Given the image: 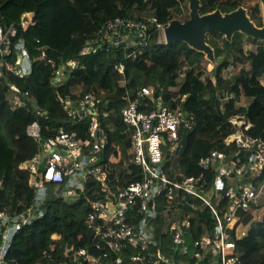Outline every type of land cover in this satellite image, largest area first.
<instances>
[{"label":"trees","instance_id":"trees-1","mask_svg":"<svg viewBox=\"0 0 264 264\" xmlns=\"http://www.w3.org/2000/svg\"><path fill=\"white\" fill-rule=\"evenodd\" d=\"M199 2L200 14L216 9L225 13L244 7L250 20L257 26L263 24L260 0ZM189 3L190 0H0L1 23H14L16 27V34L10 37V51L1 59L13 66L15 44L23 40L32 64L30 74L25 77L2 67L0 210L13 215L23 211L32 201L29 173L19 168L40 148L26 133L27 125L36 118L32 99L47 111L41 125L44 135L55 133L46 127L48 124L75 130L85 138L89 120L73 122L59 96L78 99L89 93L96 95L100 125L108 138L103 165L113 186L127 183L138 169L132 164L130 154L133 129L119 113L127 88L147 86L155 99L160 98L172 106L182 105L194 117L191 128H180L176 148L166 154L164 172L169 178L178 180L204 174L211 181L214 171L203 169L199 162L212 150L229 155L235 166L248 161L251 150L235 141L226 143L225 139L234 132L229 119L235 114H243L252 123L247 131L249 135L264 139V40L221 36L222 45L211 42L217 64L211 73L207 72L200 62L192 60L202 52L184 41H158V24L168 25L173 19L187 20ZM24 13L32 14V23L25 29L21 26ZM116 16L142 22L146 44L136 46L125 42L114 47L100 40L88 53L81 54L98 38L103 23ZM212 35L221 34L213 32ZM252 41L257 43L253 45ZM98 44H101L99 48ZM42 53L44 57L40 58ZM74 58L80 65L71 69L64 81L54 82V66ZM121 65L123 70L119 71ZM230 66L234 72L225 75ZM224 92L233 96L224 99ZM242 96L248 99L246 104H240ZM16 97L22 99L21 105L13 103ZM146 102L151 103L148 99ZM250 180L263 183L264 166L244 178V182ZM95 189H99L98 183L88 178L87 195L97 197ZM43 208L44 215L15 236L7 254L10 264H70L73 259L66 253L67 247L90 246L92 235L85 224L89 206L82 199L67 203L61 198H52ZM263 208L260 201L249 211H240L243 222L248 225L246 234L235 240L241 264H264V215L256 216ZM211 222L209 215H194L187 241L190 243L209 235ZM194 250L191 246V251ZM177 257L194 261L189 254Z\"/></svg>","mask_w":264,"mask_h":264},{"label":"built area","instance_id":"built-area-1","mask_svg":"<svg viewBox=\"0 0 264 264\" xmlns=\"http://www.w3.org/2000/svg\"><path fill=\"white\" fill-rule=\"evenodd\" d=\"M31 23L32 14L24 13L21 26L25 29ZM166 26L158 24L163 32ZM15 34L14 23L2 24L0 20V78L3 66L19 77L27 76L32 70L23 40L15 44L13 66L1 59L9 53L10 37ZM100 40L107 46L116 47L126 41L142 46L146 44L145 26L121 16L109 18L103 23L98 38L81 54L88 53ZM43 57L44 53L40 58ZM79 65V60L74 58L54 66L53 81H64L71 69ZM122 70L121 65L119 71ZM232 96L224 92L223 98ZM122 99L119 113L133 129L130 154L132 164L138 169L127 183L114 186L103 165L108 138L100 125L96 95L89 93L78 99L59 96L73 122L89 120L85 138L75 130L48 124L46 127L55 133L44 135L41 125L47 111L31 100L36 118L27 125L26 133L40 148L19 168L29 173L32 201L13 215L0 210V264H10L7 254L15 236L44 215L43 204L52 198H61L67 203L82 199L89 206L85 224L92 235L91 244L67 247L66 253L73 259L70 264H241L235 240L246 234L248 225L243 222L240 211H249L260 203L264 185L251 180L244 182V178L263 168L264 139L249 135L247 131L252 123L243 114H235L229 119L234 132L225 142L235 141L251 150L248 161L235 166L229 155L212 150L199 162L203 169L214 171L211 181L204 174L174 180L164 172L166 154L176 148L180 128L192 127L193 115L182 105L172 106L155 99L147 86L127 88ZM13 103L21 105L23 101L16 97ZM88 178L99 185L94 190L95 198L86 193ZM194 215L211 217V233L189 243L186 237ZM191 246L195 248L193 252ZM185 254L194 261L177 257Z\"/></svg>","mask_w":264,"mask_h":264},{"label":"water","instance_id":"water-1","mask_svg":"<svg viewBox=\"0 0 264 264\" xmlns=\"http://www.w3.org/2000/svg\"><path fill=\"white\" fill-rule=\"evenodd\" d=\"M199 6V0H190L189 18L184 22L173 19L168 23L164 29L166 43L184 41L196 50L213 56V49L206 42V35L209 33L218 32L230 39L234 32L242 31L247 36L264 40V21L262 26H257L250 20L244 7L225 13L216 9L213 12L200 14Z\"/></svg>","mask_w":264,"mask_h":264},{"label":"rangeland","instance_id":"rangeland-1","mask_svg":"<svg viewBox=\"0 0 264 264\" xmlns=\"http://www.w3.org/2000/svg\"><path fill=\"white\" fill-rule=\"evenodd\" d=\"M261 3V8H262V17H263V21H264V1H260ZM247 11V10H246ZM221 34V33H220ZM210 37L208 40H207V43L212 47V44L211 42H216V44H218L219 46L222 45V39L223 37H225V35L221 34L220 36L219 35H212V33H210V35H206V38L207 37ZM223 36V37H221ZM232 36H239L241 37L243 40H250L251 38L249 36H247L245 33H243L242 31H236L233 33ZM158 41L161 42V43H165L166 42V39H165V35H164V32L163 30H159V36H158ZM251 41V40H250ZM253 45H255L254 43H257L256 42H253ZM262 44L264 45V42H262ZM213 49V47H212ZM202 52L201 55H197L196 57H194L192 60L194 62H200L201 65L206 69L207 72H210L213 67L217 64V59L216 57L214 56H210L208 55L206 52L204 51H200ZM214 52V51H213ZM234 72V69L232 66H230L227 70H225L224 74L225 75H229V74H232ZM211 73V72H210ZM213 76V75H212ZM214 78V76H213ZM248 102V99L245 97V96H242L241 100H240V104H246ZM263 204H264V185H263V194L261 196V200H260ZM264 215V208L261 209L258 214L256 215L257 218H261L262 216Z\"/></svg>","mask_w":264,"mask_h":264},{"label":"bare ground","instance_id":"bare-ground-1","mask_svg":"<svg viewBox=\"0 0 264 264\" xmlns=\"http://www.w3.org/2000/svg\"><path fill=\"white\" fill-rule=\"evenodd\" d=\"M250 37H253V36H250ZM253 38H255V37H253ZM256 39V38H255Z\"/></svg>","mask_w":264,"mask_h":264}]
</instances>
